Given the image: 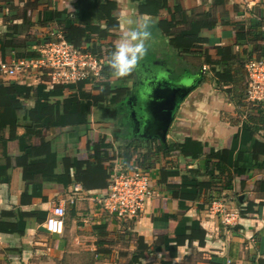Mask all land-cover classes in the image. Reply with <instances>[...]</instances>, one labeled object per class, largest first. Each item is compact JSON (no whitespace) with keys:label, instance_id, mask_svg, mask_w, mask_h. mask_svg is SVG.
Here are the masks:
<instances>
[{"label":"crops","instance_id":"crops-1","mask_svg":"<svg viewBox=\"0 0 264 264\" xmlns=\"http://www.w3.org/2000/svg\"><path fill=\"white\" fill-rule=\"evenodd\" d=\"M7 1L0 0V7L8 8L2 14H8L11 10ZM77 1L14 0L12 5L14 10L11 11L15 14L16 11L22 12L26 7L35 24L32 29L33 34L44 38L48 36L51 28L40 27L38 22L44 18L46 9L73 13ZM103 1L114 8L112 15L115 18L111 25L107 24L106 20L101 23L102 29L113 27L110 30L112 36L100 42L103 54L109 52L111 46L115 47V41L121 31L132 29L138 22L144 20L149 22L151 36L154 35L157 39L153 49L147 47L146 54L128 85L129 92L125 101L130 95L137 97L133 99L134 105L131 108L133 113L132 115L129 112L124 113L122 117L119 113L114 114L111 109L109 114L112 113L115 118L96 120L95 114L98 109H93L88 118L92 123V131L81 138L76 149L67 138L59 136L61 132L59 130L46 132L47 140L54 141L60 158L68 155L80 161L89 160L93 147L101 135L106 136L107 141L113 145V148L109 149L110 156H116V160L124 163L136 162L119 157V153L123 152L119 150L120 147L128 144L140 148L148 143H153V147L161 145L164 149L172 145L180 148L173 152L165 154L160 152L155 155L153 160L155 162L150 168L154 178L155 195L146 202L143 214L136 223L134 234L144 237L149 245L155 243L159 236L173 238L179 220L185 216L200 222L207 233L205 245L199 246L198 241L193 242L192 245L187 242L178 247L176 256L163 249L158 255L142 260L141 264H264V108L252 113L253 121L248 122L245 128V117L239 115L229 96L211 82L207 72H203L200 64L192 57L180 54L174 49L169 39L158 28L161 20L171 19L170 10L176 4L188 13L196 11L200 14L213 10L217 13L218 26L212 31L203 33V36L210 41L204 49L209 51L213 60H220L218 47H232L233 52L243 56L242 48L235 45L237 44L236 26L252 18H264V0H169V10H161L159 17L140 15L133 0ZM2 14L0 34H4L7 30ZM15 23H22V20H16ZM81 34L85 35L84 26ZM159 42L163 43L164 49L166 48L172 55L173 63L170 64L162 56ZM149 51H153V54H149ZM13 58V53L9 52L6 61H11ZM0 61H2L1 57ZM155 77L163 81L181 80L182 85L190 88V93L179 103L174 112L166 141L150 136V132L145 131V122L151 124L153 119L145 109V99L138 93V84L141 81L144 84ZM183 78L188 81H183ZM0 80L8 84L7 82H11L12 79H5L0 74ZM117 80V78L112 79L115 82ZM19 82L28 85L38 84L32 77L23 78ZM147 88L148 85L141 89V92ZM140 98L141 104L137 101ZM27 105L33 107L34 102L30 101ZM121 121L124 122L120 126ZM137 123L143 127V136L132 133L131 129ZM110 124L118 129H111L113 127ZM23 132L22 128L18 131L20 135ZM7 155L11 181L8 184L0 182L2 223L16 222V213L19 209L24 212L45 211L50 214L52 207L60 204L66 209V217L63 235L49 233L45 228V222L40 224L34 219L28 221L23 234L0 229V264H57L62 256L77 248V243L83 241L86 236L95 240V248L91 250H98L95 226L101 223L107 224V235L116 232L115 228L120 227L116 221L106 215L101 218L94 217L93 212L98 211V208L91 198L100 193L99 190L88 191L83 188L85 199L79 201L76 206L69 205L68 197L74 183L72 179L68 185L46 182L41 194L35 195L31 204L23 203L27 184L23 179V168L16 163L17 158L21 156L18 142L8 144ZM57 171L58 173L63 171L62 165ZM192 171L197 174L191 173ZM167 172L175 174L165 180L163 175ZM195 181L199 184H209L208 188L203 187L196 196L188 192L192 190L191 188H184L185 184L191 185ZM31 193L32 187L28 191L29 195ZM218 198L228 199L232 208L250 205L252 209L245 216H241L236 226L226 227L221 224L218 217L205 208L207 203ZM167 215H175L177 219L168 220ZM114 240L110 239L107 247L114 249L115 245L112 242ZM130 247L132 251L135 250L134 244Z\"/></svg>","mask_w":264,"mask_h":264},{"label":"trees","instance_id":"trees-1","mask_svg":"<svg viewBox=\"0 0 264 264\" xmlns=\"http://www.w3.org/2000/svg\"><path fill=\"white\" fill-rule=\"evenodd\" d=\"M133 1L136 2L140 15L159 17L161 10H169V0ZM7 3L9 8L14 10L12 6L14 0H8ZM6 9L8 8L0 7V15ZM113 9L103 0H78L75 12L64 13L47 8L44 18L38 22L40 27H50V33L54 31L61 33L75 49L92 54L103 61L104 67L100 81H84L76 85L53 84L47 71L31 73L28 76L36 80L38 83L36 85L23 84L16 79L7 82L8 84L0 80V150L2 151L0 182L8 184L11 181L8 173L7 149L10 142L16 141L21 152L16 163L23 168V179L27 184L23 203L31 204L34 196L41 194L46 182L68 185L72 179L73 185L80 184L88 191H102L108 186L116 156H110L109 149H112L113 145L107 141L106 136L101 135L96 141L88 161H80L68 155L60 158L54 141L47 140L45 133L53 130L61 131L59 136L67 138L76 149L81 138L92 131V123L88 118L93 109L102 110L105 113H110L111 109L118 111L126 100L129 92L128 85L134 78V72L125 78H119L116 82L112 81L114 78L108 59L114 47L111 46L109 52L103 54L102 44H100L112 36L110 30L113 27L108 26L107 29H102L101 23L106 20L107 24L111 25L115 21L112 15ZM11 10L8 14H2L7 30L4 34H0V57L2 58L0 63L8 62L6 58L9 52L13 53V59H37L39 54L36 49L52 42L54 38L50 33L44 38L33 34L32 29L35 24L26 7L22 12L16 11L15 14ZM170 13L171 19L161 20L158 28L169 39L174 49L180 54L192 57L200 64L201 69H207L211 82L229 96L239 115L245 117L244 127L246 128L253 121L252 113L264 108V100L256 103L248 101L246 70L249 61L264 58V18H252L236 26L237 44L235 45L242 48L243 56L233 52L232 47H218L217 53L220 60H213L209 51L204 49L210 41L203 36V33L217 28V13L213 10L200 14L196 11L188 13L178 4L170 10ZM16 20H22V23H15ZM82 26H84V36L81 34ZM30 101L34 102L33 107L27 105ZM119 114L122 117L124 115L123 112ZM123 122H120V126ZM21 128L24 130L22 135L18 133ZM152 144L148 143L143 148L125 145L120 147L119 150L123 152L119 153V157L129 161L135 160L150 169L157 153L165 154L180 149L176 145L164 149L161 145L153 147ZM60 165L63 171L58 173ZM191 173L197 174L195 171ZM173 174L175 173L167 172L163 177L166 180ZM208 185L195 181L191 185L185 184L184 188H191L192 190L188 192L196 196L203 187L208 188ZM31 187L32 193L29 195L28 191ZM214 200L207 203L205 208L209 209V205ZM232 209L239 210L241 216H245L252 208L250 205L245 207L242 205ZM16 215V222L2 223L0 220L1 231L23 234L30 219L41 224L46 222L49 214L45 211L24 212L19 209ZM166 217L168 220L177 219L175 215ZM135 226L136 223H125L122 226L126 240L123 241L135 245V250L130 253L129 264H141L142 260L158 255L163 249L168 250L172 256H176L178 247L187 242L192 245L193 242L198 241L199 246L205 245L207 233L200 222L185 216L179 220L173 238L159 236L152 245H149L144 237L134 234ZM106 231L107 224L101 223L94 227L99 244V249L93 251L96 256L113 252L110 246L107 247L109 242ZM130 244L127 247H130ZM110 245L112 246L111 243Z\"/></svg>","mask_w":264,"mask_h":264},{"label":"built area","instance_id":"built-area-1","mask_svg":"<svg viewBox=\"0 0 264 264\" xmlns=\"http://www.w3.org/2000/svg\"><path fill=\"white\" fill-rule=\"evenodd\" d=\"M54 40L39 46L37 59H12L0 63V74L5 79L17 81L27 78L31 73L48 72L53 84H78L84 81L98 82L102 78L104 63L89 53L81 52L70 45L61 33H50ZM248 75L247 98L256 103L264 100V58L254 59L246 66ZM203 72H207L204 68ZM152 169L141 163H124L118 159L114 163L108 186L91 198L98 211L94 217L104 215L116 221L120 227L125 223H137L143 214L146 202L155 195ZM85 199L83 188L75 184L69 193L68 202L76 206ZM208 211L218 217L221 224L236 226L241 219L239 210L232 209L228 199L214 200ZM66 209L55 205L45 222L46 230L51 234L63 235L65 231Z\"/></svg>","mask_w":264,"mask_h":264},{"label":"water","instance_id":"water-1","mask_svg":"<svg viewBox=\"0 0 264 264\" xmlns=\"http://www.w3.org/2000/svg\"><path fill=\"white\" fill-rule=\"evenodd\" d=\"M190 93V88L179 81H163L153 78L147 89L142 90L141 98L145 99V109L153 123L145 122V131L150 136L166 141L174 112L179 103Z\"/></svg>","mask_w":264,"mask_h":264},{"label":"rangeland","instance_id":"rangeland-1","mask_svg":"<svg viewBox=\"0 0 264 264\" xmlns=\"http://www.w3.org/2000/svg\"><path fill=\"white\" fill-rule=\"evenodd\" d=\"M157 39H155L154 35L147 42V47L153 49L155 47ZM164 44L159 42L160 51L162 52V56L171 64L174 62L172 55L169 53L166 48L164 49ZM149 54H153V51H149ZM150 57V56H149ZM183 81H188L185 78L182 79ZM145 111V110H144ZM95 119L99 120L102 118L104 119H113L114 116L112 113L109 112L105 113L103 111L97 110L95 114ZM112 123H114L112 121ZM111 129L117 130V127L112 126L110 124ZM132 128V127H131ZM107 129V128H106ZM132 130V129H131ZM91 225V224H90ZM116 232H112L111 235H107V240L110 242V239L114 240V249L112 253H106L99 256L93 254V250H91L94 246V239H90L88 236L81 241L82 243H77V248H73V251L70 253L65 254L62 256L57 264H129L130 261V253L132 251L131 247H127L131 242H125L124 238V228L117 227L115 228ZM118 229V230H117ZM124 238V239H123ZM125 240V241H123ZM131 245V244H130Z\"/></svg>","mask_w":264,"mask_h":264},{"label":"clouds","instance_id":"clouds-1","mask_svg":"<svg viewBox=\"0 0 264 264\" xmlns=\"http://www.w3.org/2000/svg\"><path fill=\"white\" fill-rule=\"evenodd\" d=\"M131 23V22H130ZM151 37L149 22H138L136 27L121 31L115 41L108 64L113 78L131 75L146 54L147 42Z\"/></svg>","mask_w":264,"mask_h":264},{"label":"flooded vegetation","instance_id":"flooded-vegetation-1","mask_svg":"<svg viewBox=\"0 0 264 264\" xmlns=\"http://www.w3.org/2000/svg\"><path fill=\"white\" fill-rule=\"evenodd\" d=\"M146 78V77H145ZM151 83V80L149 81V82H146V83H144L143 84V81H141V83H140V87H138V93H139V95H141L140 94V92H141V89H143V88H145V86L146 85H149ZM144 85V86H143ZM143 86V87H142ZM140 88V89H139ZM135 98H137L136 96H132V95H130L129 96V98L127 99V101H124L122 104H121V106L119 107V109H118V111L119 112H123V114L124 113H127V112H129L131 115H132V113H133V111H131V108H133V99H135ZM131 99V100H130ZM128 100H130L129 102H128ZM137 101H139V103L141 104V98H140V100H137ZM117 110L115 111L114 110V114H118L119 112H118ZM134 128L132 129V133L133 134H138L139 136H143V134H144V130L142 129L143 127H141V124H139V123H137L136 125H134L133 126Z\"/></svg>","mask_w":264,"mask_h":264}]
</instances>
